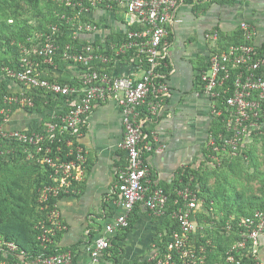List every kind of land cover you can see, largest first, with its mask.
I'll list each match as a JSON object with an SVG mask.
<instances>
[{
  "label": "built area",
  "instance_id": "obj_1",
  "mask_svg": "<svg viewBox=\"0 0 264 264\" xmlns=\"http://www.w3.org/2000/svg\"><path fill=\"white\" fill-rule=\"evenodd\" d=\"M54 1L64 4L71 11L57 12L58 21L50 23L46 29L32 32L20 44V57L14 65L0 66V84L13 82L24 88L21 92L5 96L9 107L0 110L5 113L0 137L24 144L28 149V158L44 165L49 171L50 182L44 183L39 190L40 207L45 216L38 222L41 230L38 240L48 250L56 243V236L68 228L60 209V197L76 193V184L85 176L87 159L79 140L87 120L98 102H116L126 129L122 147L127 163L116 172V205L120 211L94 239L88 250V260L75 263L98 264L111 247L115 234L129 227L136 205L145 204L159 217L169 212L170 194L152 180L144 159V152L155 147L143 145L144 120L140 107L150 96L155 97L150 108L155 114L170 94L166 75L160 67L168 66L169 24L176 17L180 0ZM117 8H123L129 16L128 23H138V28L125 26L127 36L122 42L112 40L107 43L102 37L103 27L93 14L97 9L115 11ZM240 26L244 40L211 52L208 66L199 72L197 90L198 95L211 100L212 110L219 116L223 113L219 106L223 98L227 112L226 134L222 135L224 147L233 151L238 150L253 129L264 126V52L259 51L255 42L258 35L256 26L247 20L242 21ZM214 37H218L217 33ZM96 38H103L105 45H96ZM132 51L131 61H139L136 69L142 72L140 77L134 74L117 75L108 70L109 63L118 59L116 56ZM58 58L80 65L81 73L75 83H64L49 75ZM163 61H166L165 64ZM37 91L45 97H67L68 110L61 107L42 128H6L11 105L17 104L22 108L34 106ZM65 134L70 137H65ZM193 179L192 176L190 182L177 191L174 201L177 207L170 215L178 222L179 229L173 231L167 252L159 264H180L177 259L181 264H205L204 247L197 251L191 244L192 235L198 230L196 215L201 205L199 191L191 185ZM239 227L241 239L233 249L249 248L257 257L260 240L264 236V208L242 217ZM231 228L232 225H229ZM17 250L14 241L0 235V264H74L75 261V253L70 248L55 253L45 250L33 257L25 256L22 250L16 253ZM158 254L159 251L152 258ZM12 256L18 259L12 260ZM235 260V255L230 253L229 264Z\"/></svg>",
  "mask_w": 264,
  "mask_h": 264
},
{
  "label": "crops",
  "instance_id": "obj_2",
  "mask_svg": "<svg viewBox=\"0 0 264 264\" xmlns=\"http://www.w3.org/2000/svg\"><path fill=\"white\" fill-rule=\"evenodd\" d=\"M93 17L103 27V38L110 32L125 33V26L138 28V23H128L129 16L123 8L97 9ZM244 20L256 26V44L263 45L264 0L224 3L180 0L176 17L169 24V67L164 74L170 94L155 114L150 110L155 97L150 96L140 107L144 120L143 145L155 147L144 152L152 180L173 188L186 171L194 178L201 200L198 230L192 236L194 245L203 238L219 236L229 240L232 235L223 230V225L237 217V209L253 213L264 208V126L253 129L237 151L221 147L213 136L219 128L220 116L213 112L210 99L197 94L199 72L208 66L211 52L240 40V25ZM103 38L98 39L105 45ZM137 63L118 58L107 68L113 74L140 77L142 72L136 69ZM80 73V65L61 58L49 70V75L64 83L74 82ZM6 87L10 93L24 90L13 82H7ZM64 106L59 97L40 95L38 109L16 107L11 111L6 128H40ZM125 131L119 107L108 100L95 105L79 140L87 159L86 172L76 184L77 192L59 200L68 228L56 241L59 248H75L79 261L88 260L94 239L120 211L116 205V172L127 163L122 147ZM202 212L205 216L200 221ZM131 217L134 218L131 228L115 234V243L98 264H139L158 253L157 241L165 236L171 220L155 215L143 203L135 207ZM257 258L264 264V236Z\"/></svg>",
  "mask_w": 264,
  "mask_h": 264
},
{
  "label": "trees",
  "instance_id": "obj_3",
  "mask_svg": "<svg viewBox=\"0 0 264 264\" xmlns=\"http://www.w3.org/2000/svg\"><path fill=\"white\" fill-rule=\"evenodd\" d=\"M4 1L10 2L11 0ZM27 1L28 5H31L32 7H34V9H37L38 6L42 4L41 2H45L50 7L48 10H46L45 8L39 10L38 14H40V19L35 23H32L31 19L21 17V26L19 27V29H13V31L9 34L5 33L3 35L2 33H0V66L2 64L14 65L20 57V44L22 42H25L32 32L46 29L50 23L58 21L57 12L71 11V9L67 8L64 4L57 3L54 0ZM43 19L48 20V22L45 24L41 23ZM4 23L7 26H10L9 24H7L8 22ZM126 36V33L117 34V32H110L107 35L105 42L110 43L112 40L122 42ZM97 39L98 38H96L95 40L96 45L100 43L99 39ZM65 40H67V38H65ZM243 40L244 38L242 31V38L231 43H240ZM2 48H4V55H1ZM259 51L264 52V44L259 46ZM107 53L112 54L111 51H108ZM131 55H133V51L129 54H120L116 57L131 60ZM57 60H59V58ZM136 61L139 62L138 60ZM165 62L166 61H163V64H165ZM111 63H109V65ZM109 65L107 67H109ZM168 67L169 65H162L160 67V70L164 73L168 70ZM75 82L76 80H74V82L72 83ZM6 85L7 82L5 81L0 84V110L9 107V104L5 101V96L10 94V92L7 90ZM36 93L37 94H35V105L32 107L26 106L24 107L25 109L29 111H34L38 109L39 96L42 95V92L39 93V91H37ZM229 94H231V92ZM58 97L62 100V103L65 104V109L68 110V105L66 103L67 97ZM50 98L52 99L51 96ZM219 106L222 108L223 113L219 117V120L221 121L219 124V128L217 129V132L215 131L216 133H213V136L217 140V144L222 147L225 144L223 136L226 134L225 120L227 117L226 107L223 102V98L220 99ZM16 107L22 108L21 106L14 104L11 105V110H15ZM4 117L5 113L0 112V127L2 126V121H4ZM40 128H42V126ZM64 136L70 137L69 134H65ZM62 138L64 137L62 136ZM4 170L9 171L11 176L10 180L5 184V186H3L4 189L0 190V235H2L4 239L14 241L17 244L18 250L16 253H19L22 250L24 251L25 256L33 257L41 253L42 251L47 250L41 246V243L38 240V235L41 232L38 227V222L45 216L44 210H42V208L40 207L41 205L39 202V190L44 183L50 182L49 171L44 165L28 158V149L24 144L16 140L5 141L0 137V174H2L0 176V182H3V185ZM16 172H18V174H16ZM191 177L192 174L190 173V171H186L181 176V180L176 181V184L173 188H167L162 185L170 194L171 198L169 202V212L164 218L169 221L171 220L172 224L171 226H169V230H167L165 236L157 241V244L160 247V249L158 250V256L143 260L139 264H159V260L164 258L165 253L167 252L168 244L172 238L173 231L179 229L178 222L170 215L172 211L177 207L174 204V201L177 197V191L178 189L186 186L190 182ZM194 184L195 182L194 180H192L191 185L193 187ZM67 195L69 194H63L60 199ZM231 212H233V210ZM246 212L248 211L237 209V217H235L231 221V224L226 223V221L224 222L223 230L229 232L232 235L229 240L219 236L215 239L211 238L212 240L210 238H203L201 242H198L196 245H194L192 243L191 238V244L193 247L196 248L197 251L204 247L206 255L205 264H229L228 256L230 255V253L234 254L236 257V260L232 264H261L255 254L250 252L249 248L240 249L238 251L233 249L234 244L239 239H241L239 222L241 221L242 217L252 214ZM197 216L198 214L196 215V221H198ZM133 222L134 218L131 217L130 225L129 227L125 228V230H129ZM229 225H232L231 229H229ZM61 234H63V232L59 233L56 236V241L59 239ZM112 243H115L113 239ZM67 249L69 248H59L55 243L50 246L47 252L55 253L65 251ZM70 249L75 253V264L79 260L75 248L72 247ZM11 259L17 260L18 257L12 256ZM177 261L181 264L179 259H177Z\"/></svg>",
  "mask_w": 264,
  "mask_h": 264
},
{
  "label": "rangeland",
  "instance_id": "obj_4",
  "mask_svg": "<svg viewBox=\"0 0 264 264\" xmlns=\"http://www.w3.org/2000/svg\"><path fill=\"white\" fill-rule=\"evenodd\" d=\"M38 6L37 9H34L31 5H28L27 0H11L10 2H5L4 0H0V33L3 35L5 33H11L13 29H19L21 26V21L20 18H26V19H31L32 23H35L38 21L40 18V14H38L39 10L41 9H49V5L46 4L45 2H41ZM15 12H14V11ZM4 22H8L10 26H7ZM48 20H42L41 23H47ZM4 23V26H3ZM4 48L1 50V55H4ZM18 174V172H16ZM2 174H0L1 176ZM11 174L9 171L4 170V185L3 182H0V190H3L5 184L10 180ZM2 178V177H1ZM1 194V193H0ZM202 216L200 215V221L204 219L203 216H205L204 212L201 213ZM199 221V220H198ZM259 257V256H258Z\"/></svg>",
  "mask_w": 264,
  "mask_h": 264
}]
</instances>
